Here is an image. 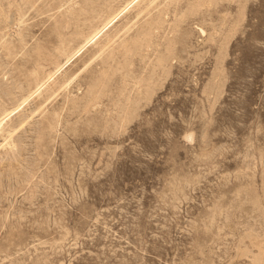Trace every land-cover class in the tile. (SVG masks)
<instances>
[{"label":"rangeland","instance_id":"obj_1","mask_svg":"<svg viewBox=\"0 0 264 264\" xmlns=\"http://www.w3.org/2000/svg\"><path fill=\"white\" fill-rule=\"evenodd\" d=\"M129 1L0 0V264H264V0Z\"/></svg>","mask_w":264,"mask_h":264},{"label":"bare ground","instance_id":"obj_2","mask_svg":"<svg viewBox=\"0 0 264 264\" xmlns=\"http://www.w3.org/2000/svg\"><path fill=\"white\" fill-rule=\"evenodd\" d=\"M136 0H130L128 3H127V5L122 9V10H125L126 8H128L130 5H132L134 2H135ZM121 10V11H122ZM119 14H120V12H119ZM117 16V15H116ZM116 16H113L100 30H98L96 33H94L89 39H88V41L85 43V45H83L77 52H75V53H73V55L69 58V60L75 55V54H77L83 47H85L89 42H91L92 40H94L98 35H99V33L102 31V29L108 24V23H110V22H112L115 18H116ZM64 65V64H63ZM61 68H62V66H61ZM53 76V74L48 78V79H50L51 77ZM41 86H43V84L41 85ZM24 103V101L22 102V103H20V104H17L14 108H12L11 110H9V111H5L1 116H0V126L5 122V120L13 113V111H17V109L19 110V108H20V106H21V104H23ZM15 111V112H16ZM6 143V142H5Z\"/></svg>","mask_w":264,"mask_h":264}]
</instances>
